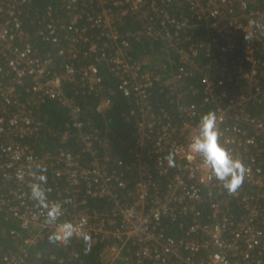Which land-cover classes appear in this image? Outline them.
<instances>
[{
    "label": "built area",
    "instance_id": "built-area-1",
    "mask_svg": "<svg viewBox=\"0 0 264 264\" xmlns=\"http://www.w3.org/2000/svg\"><path fill=\"white\" fill-rule=\"evenodd\" d=\"M61 1L69 19L60 22L49 7L33 33L23 20L32 0L0 1V221L16 224L0 230V243L7 238L16 249L0 261L31 264L30 252L52 243L48 236L56 225L44 223L45 210L30 198L29 185L42 166L47 202L62 212L56 224L71 221L91 239L53 243L73 248L68 258L38 254L37 260L85 264L78 249L99 246L100 264H264V3ZM134 14L145 20L135 39L165 43L163 56L174 65L170 74L133 58L117 20ZM201 25L210 34L197 42L187 32ZM36 37L56 53L38 56ZM157 58L161 64L162 56ZM103 73L135 105L121 113L134 122L133 161L113 155L107 133L82 122V98L92 101L97 114L112 105ZM187 79L198 81L190 94L201 102H180ZM18 87L35 101L21 102ZM154 95L164 96L169 107L156 108ZM46 101L69 115L63 130L39 117L36 110ZM205 108L216 112L221 139L248 169L233 194L188 149ZM42 133L62 148L37 153L33 141ZM91 199L104 201L109 212H91ZM230 203L236 213L226 208ZM167 227L178 235L167 234Z\"/></svg>",
    "mask_w": 264,
    "mask_h": 264
},
{
    "label": "trees",
    "instance_id": "trees-1",
    "mask_svg": "<svg viewBox=\"0 0 264 264\" xmlns=\"http://www.w3.org/2000/svg\"><path fill=\"white\" fill-rule=\"evenodd\" d=\"M259 3H261L262 6L264 0H258V4ZM63 6L64 4L61 0H32L29 6L23 8V20L25 22V30L31 33L37 31V22L40 20V18L37 22L36 20L38 17H40V15H43L46 9H48L49 7H52L54 16L58 18L60 22L67 21L69 19L70 14L67 12V10L63 8ZM184 15H189L188 10H186V8ZM117 25L120 27L122 35L130 41L131 53L134 59L146 58L149 61L151 68L156 69L160 74L168 75L171 73L172 69L174 70V65L173 68H171L168 64L169 62L163 56L164 49L166 47L165 43H163L161 40L154 38H142L140 40L135 39V35L137 34V32L144 31L145 29V20L142 15H129L127 17H124L122 21L117 20ZM187 34L188 36L195 38L197 42H201L203 40H206V36H208L210 32L203 25H201L192 30H189ZM33 43L37 50L38 56H46L47 54L56 53V47L52 46L49 42H42L36 37L34 38ZM158 56H162L161 64L158 63ZM172 58L176 60V56H174L173 54ZM103 76L105 78V84L109 89V94L112 99V105L104 113L97 114L93 108L92 101H87V99L82 98L80 100V105L84 111L82 122L88 130L98 129L105 134L107 133V135L112 140L113 155L126 162L133 161L134 158L129 153V150L133 149L135 146L134 122L132 119L121 117V113L127 109L129 110L135 105L132 100L125 97V95L120 90H118L117 81L114 78H112L106 73H103ZM25 86L27 87V85ZM196 88H198V81L195 79H187L185 81V86L181 88L183 90H181L182 99H179L180 102L183 104L196 103L197 101L201 102L202 99L200 96H198L197 100L196 98H193L190 94L191 91ZM70 90H72V88L67 89V91ZM75 97L80 98L81 95H77ZM17 98L21 102H25L26 100H31L33 102L35 101V96L31 93H27L25 87L17 88ZM154 98V104L156 108L157 106H160L158 107V109L162 107H169V102L164 96L154 95ZM204 110L210 111L209 108H205ZM36 111H38L39 117L48 127L55 128L56 130H63L65 123L70 120L69 115L55 102L46 101L41 104L39 110ZM33 143L36 152L40 154L46 152L55 153L62 148V146L59 145L56 141L49 139L46 133H42L39 139L35 142L33 141ZM89 202L91 212L96 211L98 213L107 214L109 207L108 204H106L104 201H100L98 199H91L89 200ZM229 206H226V208H231L234 213L239 210V208L233 203H230ZM207 212L208 211H205L204 215ZM15 227L16 224L12 223V221L8 219L7 221H0V230H9L10 228ZM166 232L170 235H178L179 233L177 228L172 227H167ZM11 243L12 241L7 238L1 240L0 256L4 253L13 252L14 250H16ZM72 249L73 248L71 247H58L55 246L53 243H48V241H46V243L40 244L37 248L30 252V262L31 264H56L55 262H52L49 259L37 260L36 256L38 254H43L47 255L45 257H48L51 254H56L57 257L67 259ZM100 249L101 247L98 246L93 248V250L91 251L84 250L81 248L78 249V251L80 252L81 258L85 262V264H100V259L98 255ZM0 264L3 263L0 261Z\"/></svg>",
    "mask_w": 264,
    "mask_h": 264
},
{
    "label": "clouds",
    "instance_id": "clouds-1",
    "mask_svg": "<svg viewBox=\"0 0 264 264\" xmlns=\"http://www.w3.org/2000/svg\"><path fill=\"white\" fill-rule=\"evenodd\" d=\"M226 145L227 142L221 139L216 112L208 111L201 115L197 122V134L188 145L189 152L200 157L203 166L210 171V177L219 181L229 194H233L242 184L248 169ZM191 158L193 157L191 156ZM168 161L169 166H174L171 155L168 157ZM38 170L40 174L29 185L30 198L38 207L45 210L44 223L56 225L54 230L50 232L48 240L52 243L66 244L73 236H76L82 238L87 244L91 237L82 230L81 226L74 225L71 221L56 224L62 212L59 205H50L47 202V196L42 187V184L46 182V175L44 174L46 169L38 166Z\"/></svg>",
    "mask_w": 264,
    "mask_h": 264
},
{
    "label": "rangeland",
    "instance_id": "rangeland-1",
    "mask_svg": "<svg viewBox=\"0 0 264 264\" xmlns=\"http://www.w3.org/2000/svg\"><path fill=\"white\" fill-rule=\"evenodd\" d=\"M3 239H5V238H3Z\"/></svg>",
    "mask_w": 264,
    "mask_h": 264
},
{
    "label": "crops",
    "instance_id": "crops-1",
    "mask_svg": "<svg viewBox=\"0 0 264 264\" xmlns=\"http://www.w3.org/2000/svg\"><path fill=\"white\" fill-rule=\"evenodd\" d=\"M1 1V0H0Z\"/></svg>",
    "mask_w": 264,
    "mask_h": 264
}]
</instances>
